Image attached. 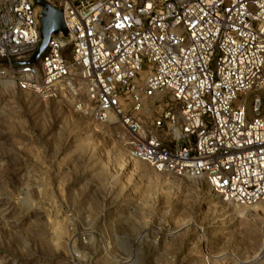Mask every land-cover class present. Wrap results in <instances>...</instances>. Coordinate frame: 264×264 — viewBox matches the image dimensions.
Masks as SVG:
<instances>
[{
	"label": "built area",
	"instance_id": "2783aa9c",
	"mask_svg": "<svg viewBox=\"0 0 264 264\" xmlns=\"http://www.w3.org/2000/svg\"><path fill=\"white\" fill-rule=\"evenodd\" d=\"M46 1L67 34L30 63L41 7L0 0V95L70 98L119 127L129 158L231 204L264 200V0Z\"/></svg>",
	"mask_w": 264,
	"mask_h": 264
},
{
	"label": "rangeland",
	"instance_id": "374dc122",
	"mask_svg": "<svg viewBox=\"0 0 264 264\" xmlns=\"http://www.w3.org/2000/svg\"><path fill=\"white\" fill-rule=\"evenodd\" d=\"M263 239L264 200L129 158L70 98L0 95V264H264Z\"/></svg>",
	"mask_w": 264,
	"mask_h": 264
},
{
	"label": "water",
	"instance_id": "95a60500",
	"mask_svg": "<svg viewBox=\"0 0 264 264\" xmlns=\"http://www.w3.org/2000/svg\"><path fill=\"white\" fill-rule=\"evenodd\" d=\"M34 3L41 7L40 17V43L38 49L31 56L28 62H35L45 49L51 34L61 32L67 34L63 21L62 11L50 5L46 0H34Z\"/></svg>",
	"mask_w": 264,
	"mask_h": 264
}]
</instances>
